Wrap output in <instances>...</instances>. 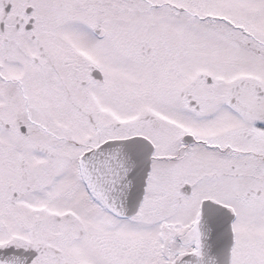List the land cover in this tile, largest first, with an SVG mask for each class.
Wrapping results in <instances>:
<instances>
[{
    "label": "snow or ice",
    "instance_id": "obj_1",
    "mask_svg": "<svg viewBox=\"0 0 264 264\" xmlns=\"http://www.w3.org/2000/svg\"><path fill=\"white\" fill-rule=\"evenodd\" d=\"M0 264H264V0H0Z\"/></svg>",
    "mask_w": 264,
    "mask_h": 264
}]
</instances>
